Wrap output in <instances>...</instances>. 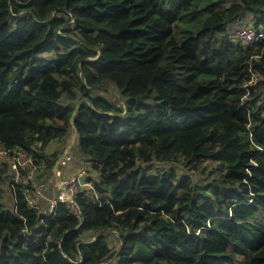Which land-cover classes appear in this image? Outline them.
Wrapping results in <instances>:
<instances>
[{"label":"trees","instance_id":"obj_1","mask_svg":"<svg viewBox=\"0 0 264 264\" xmlns=\"http://www.w3.org/2000/svg\"><path fill=\"white\" fill-rule=\"evenodd\" d=\"M242 28L264 0H0V152L44 166L15 183L0 159V264H264V39ZM74 133L77 212L52 206Z\"/></svg>","mask_w":264,"mask_h":264},{"label":"built area","instance_id":"obj_2","mask_svg":"<svg viewBox=\"0 0 264 264\" xmlns=\"http://www.w3.org/2000/svg\"><path fill=\"white\" fill-rule=\"evenodd\" d=\"M231 36L244 45H250L258 40L264 39V31L257 32L253 28H242L232 32ZM8 156V164L15 172L13 178L15 183L28 184L33 180L37 172L43 171L44 169L42 164H36L34 158L23 150H15V152L10 155L6 152H0V159ZM70 161L71 156L69 153H66L59 159V167H66ZM21 172H24V175H21ZM53 174L56 178L57 196L52 206L57 202H61L77 212L76 204L73 201L75 196L82 187L86 186L91 188L89 184H83L81 182V178L85 173L83 171L77 172L69 178H63L60 169L55 167L53 169Z\"/></svg>","mask_w":264,"mask_h":264},{"label":"crops","instance_id":"obj_3","mask_svg":"<svg viewBox=\"0 0 264 264\" xmlns=\"http://www.w3.org/2000/svg\"><path fill=\"white\" fill-rule=\"evenodd\" d=\"M72 140H73V137H72V139L70 140V142H69V144H67L66 145V147H65V149L66 150H72V145H73V143H72ZM58 145V144H57ZM53 146V145H52ZM69 165V164H68ZM68 165L65 167V168H63L62 170H61V173H62V176L63 177H71L72 175H74V174H76V172H77V170L79 169V167L77 168V166H76V164H74V163H71L70 164V167H68ZM54 178H55V176H54ZM53 180V179H52ZM55 180H56V178H55ZM40 187H42L43 188V185H42V183H41V185H40ZM50 196L49 197H44L43 195H42V198L45 200V201H48V200H51L53 197H54V192H52L51 194H49ZM51 198V199H50Z\"/></svg>","mask_w":264,"mask_h":264},{"label":"water","instance_id":"obj_4","mask_svg":"<svg viewBox=\"0 0 264 264\" xmlns=\"http://www.w3.org/2000/svg\"><path fill=\"white\" fill-rule=\"evenodd\" d=\"M87 60H89V59H87ZM79 71H80V69H79ZM81 79H82L83 85L86 86V82H85V79H84V76H83L82 73H81ZM87 88H88L89 90H91V88H89V87H87ZM83 103H87L89 106H91V104H90V102H89L88 100H83V101H81V102L79 103V105L77 106L76 109H78ZM127 115H128V113H127V111L125 110L123 116L126 117ZM71 123L73 124V120H72V119H71ZM75 137H76V133H74L72 143L74 142ZM57 165H58V162L56 163V166H57ZM56 166H55V167H56Z\"/></svg>","mask_w":264,"mask_h":264},{"label":"clouds","instance_id":"obj_5","mask_svg":"<svg viewBox=\"0 0 264 264\" xmlns=\"http://www.w3.org/2000/svg\"><path fill=\"white\" fill-rule=\"evenodd\" d=\"M66 153H69V154H70V150H66V149H65L64 152H63V154H62V156L65 155ZM62 156H61V157H62ZM70 156H71V154H70ZM61 157H60V158H61ZM60 158H59V159H60ZM59 159H58V161H59ZM71 159H72V158H71ZM58 161H57V162H58ZM55 166H56V165H55ZM54 168H55V167H54ZM54 168H53V169H54ZM56 168H59V163H58V165L56 166ZM59 169H60V168H59ZM76 173H77V172H76ZM72 176H73V175H72ZM65 178H69V177H65ZM73 201H74V203H75V198H74Z\"/></svg>","mask_w":264,"mask_h":264},{"label":"rangeland","instance_id":"obj_6","mask_svg":"<svg viewBox=\"0 0 264 264\" xmlns=\"http://www.w3.org/2000/svg\"><path fill=\"white\" fill-rule=\"evenodd\" d=\"M248 23H250V21H252L251 18H249L248 20ZM252 23V22H251ZM72 139V138H71ZM66 147V146H65ZM65 150V149H64ZM257 221L261 222L264 224V217L262 215H260L258 218H257Z\"/></svg>","mask_w":264,"mask_h":264}]
</instances>
